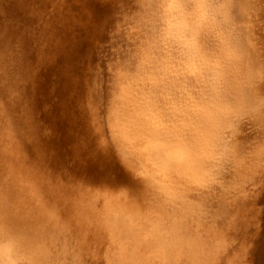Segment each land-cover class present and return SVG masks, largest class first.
I'll return each instance as SVG.
<instances>
[{"label":"rangeland","instance_id":"obj_1","mask_svg":"<svg viewBox=\"0 0 264 264\" xmlns=\"http://www.w3.org/2000/svg\"><path fill=\"white\" fill-rule=\"evenodd\" d=\"M49 1L50 0H0V63H2V60L4 61V58L5 60L11 58L13 61L12 65H14V62L16 64L18 58H15L13 54L15 55L17 53V55L19 56L20 52L24 51V53L26 52V55H28L29 57V49H34L37 44L41 45V54H45V61H50H48L49 63H47L49 72H46L47 69L43 68H46V65L44 64L43 67L37 64H32V67H34V71L36 72L35 84L43 83L41 85L43 87V90L37 89L36 92L34 91L33 93V95H36L32 99L40 103L38 104L37 109L33 111V118L40 123H38L37 135L35 137L33 136L34 138H30V140L33 139L31 141V144L34 146V149L36 151V159L39 158L38 162L36 163H39L40 166L38 165V167L36 168L33 167L37 166V164L35 165V162H33L35 160L33 158L34 156L32 155L29 158V151L27 150L28 154L25 153L24 148H22L24 146H20L21 144L26 143V139H24L25 142L23 141L19 143L20 145L17 144L16 146L15 144L16 149H14V153L18 150H22V153L24 155H28V157L22 154L20 155L21 152L19 151L15 153L17 155L13 153L15 157L18 156L17 158L21 160L18 163L16 161L12 163L13 161L11 160L12 162L10 164H8L7 162H3V165L5 167L2 165V158L0 157V166L2 165L0 167V261H2L4 258V256L2 255L4 253V250L11 244L13 246V255L18 261V264H75L77 262V259L80 258V254L82 252V255L84 254V256L82 257L83 260L80 258L77 264H109L110 257H113V252L115 253L114 258L117 257L116 264H158L162 257H167L173 254V250L169 249L171 248L173 243H178L180 240H182L181 238H166L169 235L168 229H166L168 226H187L191 228L190 219H192L199 224V227L197 229H205V225L209 220H214L215 222L214 218L220 217L217 208L211 206L214 198L218 199L220 197H223V194L231 190H239L243 182L244 184L242 186L246 184V189H244L245 186L242 187V190L244 189V191L254 189L253 186L257 190L260 184L261 187L264 186L262 185L264 184V180H259L260 176L263 177L262 175H264V162L250 164L244 162L243 156H241L242 160H239L238 157L237 159L239 161L235 159L236 161L232 160V163L235 162V165L237 167L242 168L241 170H239V172L234 171L232 167V165L234 164L230 163L231 161L229 162L230 164L227 163L228 165L226 163L224 164V159L226 161L227 155L229 157V153L227 152V150L230 151V144H233V140H237L239 144L244 145L243 143L246 141L244 138L245 132H252L253 130L256 131V129L257 131H259L258 127H255L260 124V120L258 118L259 115H257L256 112H258L259 114L260 111L263 110L260 107V104L261 101L264 100V87L262 86V89H260L261 85L256 83V81L261 80L264 82V63L260 62L259 57L261 55L256 50L259 49L260 51L264 52V4L257 6L255 3H253L254 0H251L254 6L251 4L250 0V4L247 3V0V2L245 0H206L207 4L206 2L205 4L207 6L203 8V11H201L200 8V10L196 9V13L198 14L197 15L192 14L195 13L192 7H197V5L196 7L193 6L195 5L194 3L203 5L204 0L202 4H200L199 2L202 0H176L175 2H172L171 0H145V2L147 1L146 5L143 4L141 0L135 2L136 5L138 4V8L142 9L143 12H141V10L139 11L138 9L137 11H135L137 6L135 5V3L131 2V0H123L124 3L122 2V0H120V3L122 4V10L119 9L116 4H114L112 8L113 10H111V21H109L108 19L105 20V17H102L96 13L88 14L87 16H85L84 20L86 22H92L95 19L97 20V18H99L101 22H104L102 23L104 24L103 26L105 28H102L103 30L99 29L101 37L104 38L105 30H108L109 32L107 31L108 34L106 33V40H108L109 38V41L111 40L110 42L114 43V46H112L111 48L107 47L105 44H108V42L105 41V38L104 46H102L103 44H101L100 41H94L90 39L88 40L84 37L83 32L79 31L73 35L74 39L78 43H82L83 46L91 45L89 43H93L92 41H94L93 45L94 47L96 46V48L93 49V51L95 50L94 52L96 53L94 54H96V57L100 58L101 50L98 51V48H104L103 51H105L106 53L109 52V54L111 53L110 55L114 57L112 60L110 59L107 61L110 65V69H123L122 71H128H126L128 75L123 78V83L120 79L118 80L120 86H116L113 95L116 108L119 109L121 115L126 120V125H119L118 123H114L112 121L113 119L110 118V114L109 112H107L109 108V106L107 105L108 103H105V101L101 100L98 101L97 99V101L94 100L93 103V99L96 98L95 95H92L91 91L94 85V88H101L107 94L110 92V88L107 87L109 86L107 81L101 79L97 81L96 76L95 78H93L96 72H94V68L97 67L98 69L100 67L97 63H93L94 65L91 63L89 64L90 69L88 68V70H92V68L94 70L92 72H88V76L85 77L87 81L82 78V81L87 83H85V85H87L86 89H89L91 93L88 90V93L85 94L86 104L82 105V110L86 114V119L80 122V125L83 124L87 132L85 133L84 138L80 139V136L78 135V133H76V131L70 136L67 133L68 127L72 131L71 127L69 126H72L71 123H73L70 120L71 113L68 112L66 107H64V104L62 105L63 102H66L63 101L64 90H60L59 92L60 88H56L55 86L60 82L59 80L61 77L58 74L59 70L56 68L57 62H51L52 59L50 58V55L57 52L62 42L61 35L63 25L62 21H60L58 16L56 17V15L53 17V19H51L50 17L48 19L46 18L45 12L47 11ZM186 2L188 3L186 4ZM161 3H166L168 6L159 7ZM217 3L219 5V9H217ZM231 3L236 4L237 7L233 8L231 6ZM125 4L128 6V11L123 10V7H126ZM176 4H180L183 6L174 7L173 5ZM188 4L192 5V7ZM141 5L143 6L141 7ZM114 6H116V10H114ZM171 8H173L174 14H177V11H180L182 17L184 18L181 19L180 13H178L177 15L180 16V19H178V16H176L173 18V20H165L164 16L170 11ZM117 9L119 10V12ZM205 9L207 13L205 11V15H203L204 13L202 14V12H204ZM221 9L224 10L222 11ZM130 10L134 11L131 12ZM123 11H126L127 13ZM113 12L115 13L113 14ZM120 12L121 14H118ZM123 13L126 16L125 18ZM133 13L135 14L134 16ZM201 15L203 16L202 18H200ZM241 15L242 19L246 18L245 15L248 16V18H246L247 20L244 21L243 19L242 21V19L240 18ZM122 16L125 21L131 18L135 23L134 25L132 23V26H134L137 30L142 29L143 32H146L148 38L146 39L145 43L147 45L153 46L158 44V46H163L162 48L165 49L154 51L152 50L149 55L152 56L153 60L151 59L152 61L149 64L150 66L148 65L147 67L146 65L147 68L144 67L143 70H141V68L133 69V67H127L125 62L117 61L118 58H124L125 56L127 58H130V56L132 58L133 56L135 60L138 57L136 54H133L134 52L132 53L127 50L130 53L129 54L126 50L120 49V47L117 46L129 43L131 44L133 40L135 41V43L138 41V39H136L137 37L134 38L136 35L133 32L137 31L134 27L128 25V28V26L126 25L127 27H125L127 28V30H125L124 25L120 24L121 21H115L116 19L121 20ZM195 18H199V21ZM253 19L255 21H253ZM96 20L93 21V23L100 24V21ZM112 20L114 23L112 22ZM200 21L206 22L203 24L201 23L202 25H198L197 22L200 23ZM189 22L191 23L188 24ZM46 23H48V27L45 26ZM117 23H119L120 25L116 26ZM165 23H170V26L172 23L174 24V26L170 27V29L168 30V33H170L172 36V39L170 41L171 43L159 40L161 26ZM183 23H186V25H184ZM114 24L115 27H118L120 31L123 32L122 35L126 33L127 36L124 35V38L127 37V39L123 40L120 31L118 32V28L117 30L115 29L118 37L116 33L110 31L111 29L113 30L112 26H114ZM110 25H112V28H109ZM41 26L43 27L40 29ZM181 26L183 29L180 28ZM192 27L193 30L190 31V28L192 29ZM184 31L187 32L184 34ZM109 33L110 35H114L111 37ZM199 33L203 35V39L201 35H198ZM194 34H197L198 36H195ZM128 36L131 41L128 40ZM239 38H241V40L246 44L245 54L244 49L241 47V45H239ZM113 39L115 42L113 41ZM224 39H226V41L228 40V42L229 39H232V43L230 42L231 45L228 44V42L224 41ZM194 40L197 42H195ZM15 42L17 44H15ZM95 42L98 45H95ZM25 43H29L30 45L27 44V46ZM22 44H24V46ZM235 44L237 45V49ZM189 46L191 47L190 49L188 48L189 53L185 54V51L187 53V47ZM185 47L186 50L184 49ZM178 49H184V52L180 54L182 51ZM210 52L211 54H209ZM222 54H224L228 58H226L224 55L221 56ZM237 54L239 56H237ZM188 55L190 57H188ZM237 58L239 60L242 59V61L247 60L249 62L248 65L251 68H249V70L247 69V72L245 73L246 79L249 81V85H247V88L250 92H253L256 95H259V97H262L259 100L250 101H248L246 97H243V103L247 101V106H233L234 111L229 116V119L232 116L231 123L234 125V127L229 128L226 124V133H222L223 138L220 141L221 143L225 142L228 145L221 148L220 143H216L215 147H213L212 133L214 131V113L216 112L217 107L221 106L225 102L222 101V98L226 100L230 95L234 96L233 93H235V91L233 87H235L236 85L234 86L233 83L236 84V82H233L232 79L237 75H243L240 67H237L235 65ZM232 59H235V61L233 60V63L231 62ZM63 61H65V59ZM111 61L114 62L111 63ZM212 61H214L213 63L215 64L211 65ZM196 62L197 64H199V66L197 64V66L194 65V63ZM27 64L29 65L30 62L25 63V65ZM95 64L96 67H94ZM231 64L235 65L237 68H234V66H232ZM12 65L8 64L6 68H13L12 70L15 76H19L23 73V70L21 71L23 67L18 71V67H13ZM203 65L207 67H204ZM210 65L213 68H210ZM220 65L223 66L224 69L222 67L221 71L220 69L215 70L220 68ZM206 68H209V70H207ZM216 72L217 74H215ZM230 73H232L233 75ZM90 77L92 81H90L91 79L89 80ZM184 78L187 79V82L189 83H184L186 82ZM196 78L198 81H196ZM191 81H193L194 83ZM3 82L4 81H2V83ZM88 82H92L93 84H88ZM214 82L216 85L214 84ZM195 85L197 86L195 87ZM192 86L194 87L191 88ZM188 88L192 90H188ZM178 89H180L181 93L180 91H178ZM232 91L234 92L232 93ZM207 92H210L211 95L213 93L215 96L213 95L212 98ZM178 94H181L182 97H180L181 95ZM185 96L187 99H184ZM201 96L203 97V109L200 112V115L204 122L207 143L199 146L198 150L194 152V156H192V158H194L192 159V164H190V159L187 157L188 155L184 153L185 150L181 151L179 156H175V154L171 151L175 146L180 145V142L182 144V148L188 147L189 145L185 144L184 141L178 139L169 140L168 138H165L169 140H166V146L167 144L168 146L161 147V145L157 143V139L153 140L143 137L150 133L154 135V131L152 130L153 122L161 121L164 117H168L169 113V118H171L172 120L174 119L173 122L179 120L178 117L180 119H183L182 112L190 103V97L200 98ZM162 97H164L165 101ZM214 97H217L218 101L217 98L215 99ZM214 100H216V102ZM219 100H221L223 103H221ZM87 101L90 103H88ZM26 102L27 101H25L24 104L25 107H27ZM163 102L165 103L163 104ZM0 104L2 105V103ZM94 104L96 105L95 107ZM168 104H170L171 106H168ZM245 107L248 108L247 114H245ZM168 109H170L171 111ZM172 109H174L175 111ZM89 111L91 112V114L89 113ZM173 114H176L175 118L177 119L173 118ZM0 118V120L2 121V115ZM251 118L252 120H254L252 121ZM247 120L249 122V128L248 126H246L248 130L245 129L244 132L243 129L245 127L243 128V126L247 124ZM24 122L26 123V121ZM164 123H168V121L165 120ZM43 124L50 125L51 129H49L48 127H41ZM65 124L68 127H65ZM1 126L2 125H0V127ZM239 126H242L240 128L243 129L240 130ZM236 127L238 129L237 131ZM241 131H243L244 134H242L243 132ZM236 133L239 134L238 138H236ZM1 134L2 127L0 128V149L2 148ZM44 134H47V136H45ZM11 137L12 134L10 136V139L13 138V141H16L18 135L13 136L12 138ZM67 138L71 140V147L66 143L69 141ZM240 140L243 142H241ZM170 141L172 143L173 141H177L178 143L174 142L173 145L172 143L170 145ZM63 142L69 145V148L67 146H64L67 149L61 147L60 143ZM44 146L45 148L46 146L51 147V153L48 150H43ZM74 146L76 147L75 150L79 149V147L83 149L84 156L83 159H80L81 161H79V159L76 158L73 154L69 153L72 152L69 151V149L73 148ZM62 149L65 151H63ZM2 150L3 149L0 150V154L2 153ZM3 151H6L9 157H13L12 153L7 148ZM252 153H254L253 150H250L247 152V155H251ZM65 154L66 156L64 157ZM55 155L59 156L60 158L62 157L61 159L66 161V165L60 166L59 164L51 163V157H55ZM74 157L77 161L74 159ZM99 157L107 158V166L105 165L104 167L99 163ZM31 158L34 160L32 161ZM188 159L189 161H187ZM84 160L85 162L83 163L82 161ZM24 161H26V163ZM30 161L32 164L27 163ZM2 167H4L3 170ZM85 167L90 168L86 169ZM218 167L222 168V170L220 169L221 172L216 174L215 170ZM7 168H9L8 171ZM97 169L100 172L106 173L109 178L106 182L102 181L100 183L95 180V175H98ZM251 170H253V172ZM5 171L6 173H8V176L5 174ZM84 172L87 174H85ZM88 172H93L92 174L94 176L92 177V175ZM161 173L165 174L161 175ZM251 173L253 174L252 176L250 175ZM83 174L85 176H83ZM80 175L82 177H79ZM87 175L89 176V178ZM229 176H231V178ZM84 177H86V181H89L91 177L93 178L91 180L95 181L94 183H91L92 185H89L87 184L88 181L85 183ZM2 178L7 179H4L3 181ZM80 178L83 179L81 180ZM212 178L214 179V181L216 180L218 182H213L212 186L210 187L209 182H211L210 179ZM249 180H251V182ZM257 180H259L261 183L259 184V181ZM252 181H256L258 185L255 184V182L252 183ZM40 183L42 184L40 185ZM247 183H249L250 186H253L250 187ZM105 186H114L115 188H120L121 190H119V192L112 197L110 194H108L106 188H102ZM43 187H46V190H44ZM261 187H259L258 190ZM101 189L102 193L98 191ZM255 189L251 193H247L244 196L248 195L246 197L248 200L249 197L251 199L253 198V196L254 198H256L258 193H256ZM48 190L50 193L47 192ZM41 191L45 193L47 192V195L45 193H42ZM202 192H206V194H208V197L207 199H204L199 203L198 194H201ZM252 193L257 195H252ZM42 194L44 195L42 196ZM49 194L51 195V197ZM249 194H251L252 197L249 196ZM44 196H46V198ZM244 196L240 198L241 201H244ZM47 199L48 201H46ZM251 199L249 201L247 200L246 202H252ZM233 200L235 199H232L231 202ZM236 200L235 202H237V205H234L236 207L239 205V207H241L239 208V211H241V209L243 210V214H246L245 218L248 219L247 221H252V224L248 222L247 225V227L249 226V228H251H248L250 233H248V237L250 238V240L247 242L246 247L251 248L250 250L253 251H251L252 255H250V257H248L247 255L246 259H249V262H251V264H264V202L261 203L260 205L262 206H258L257 209H255L254 206L250 209L247 205L248 207L246 209L244 208V210L243 206L248 203L245 202L246 204L244 203V205L242 203V206L239 202L240 200ZM4 202L6 204H4ZM235 202L233 201L230 206L233 207V203ZM195 204H201V206L204 207L201 210H198L195 208ZM258 208L260 209V211L262 210L260 214L257 212L259 210ZM111 213L113 214V218ZM248 214L249 216H247ZM242 235H244L242 231L238 232V238H240ZM251 238L259 239L256 242ZM166 243L167 245L169 244V246H167ZM76 245L80 249L83 248L82 252ZM109 245L112 255H109ZM72 246H76V248H74L75 252ZM65 248H68V251L70 249L68 253L72 257L76 258L74 261H72L71 256L69 257V254L67 253ZM71 249L73 251H71ZM77 249L79 251V254L78 251H76ZM107 250L109 252H107ZM129 250H131L132 253H136V255L133 253L132 256H130L131 253ZM74 253H77V255H75ZM116 253H118L119 256H115ZM102 255H107L108 257H102ZM104 258L106 261L104 260ZM107 258L109 259V261H107ZM117 259H119V261ZM103 260L105 262H103ZM80 261L82 263H79ZM172 264L188 263L182 262Z\"/></svg>","mask_w":264,"mask_h":264},{"label":"bare ground","instance_id":"obj_2","mask_svg":"<svg viewBox=\"0 0 264 264\" xmlns=\"http://www.w3.org/2000/svg\"><path fill=\"white\" fill-rule=\"evenodd\" d=\"M127 1V0H126ZM130 1V0H129ZM138 1H140V0H131V2H133V3H135V2H138ZM172 2H175L176 0H171ZM177 1H180V0H177ZM182 1V0H181ZM199 1V0H198ZM213 1V0H212ZM246 1V0H245ZM248 1V2H247ZM246 2L247 3H249V0H247ZM122 2L124 3V1L122 0ZM141 2L143 3V4H145L146 5V2H145V0L144 1H142L141 0ZM145 2V3H144ZM184 2V1H183ZM200 2V4H202V2H203V0L202 1H199ZM205 2H206V0H204V4L203 5H206L207 4V2H206V4H205ZM243 2V1H242ZM250 2H251V4H252V1L250 0ZM118 3V4H117ZM185 3V2H184ZM188 2H186V4H187ZM246 3V4H247ZM253 3H255L257 6H259V5H262V4H264V0H254V2ZM114 4H116L118 7H119V9H121L122 10V4L120 3V0H50L49 1V3H48V8H47V11L45 12L46 13V18L48 19L49 17L51 18V19H53V17L56 15V17L58 16V18H59V20L60 21H62V25H63V28H62V35H61V37H62V42H61V44H60V46H59V48H58V50H57V52L54 54H52V55H50V58L52 59V61L51 62H53V61H56L57 62V69L59 70L58 71V74L60 75V82L59 83H57L55 86H56V88H60L59 89V92H60V90L62 91V90H64V100L63 101H66V102H63L62 103V105L64 104V107H66L67 108V110H68V112H70L71 113V119H70V117H69V119L73 122V123H71L72 124V126L71 125H69L70 127H71V129H72V131L69 129V127L65 124V127L67 126L68 127V131H67V133H68V135L70 136V135H72V134H74L75 133V131H76V133H78V135L80 136V139H82V138H84V135H85V133L87 132V130L85 129V127L83 126V124L82 125H80V122H82L83 120H85L86 119V114H85V112H83V110H82V105H84V104H86L85 103V94L86 93H88V90L86 89L87 88V85H85V83L86 82H84V81H82L83 79L82 78H84L85 79V77H87L88 76V72L89 71H93L94 69V72L97 70V67H96V64H95V66L94 67H96V68H92V70H88V68L90 69V66H89V64H93V63H97V64H99L98 66L100 67V63H101V58H99V57H96L95 55L96 54H94V53H96V52H94L93 51V49H95L96 48V46L94 47V45H93V43H94V41H100L101 42V44H103L102 46H104V38H105V41H107L108 42V44H105L107 47H112V46H114V43H112V42H110L109 41V38H108V40H106L107 38H106V33H107V31L105 30V37L104 38H102L101 37V33H100V30L103 28H105L103 25V23L100 21V19L99 18H97V20L98 21H100V24H95V23H93V21H95V20H93L92 22H86L85 20H84V17L85 16H87L88 14H98V15H100V16H102V17H105L104 19L106 20V19H108L109 21H111L110 19V17H111V10H113L112 8H113V5ZM195 5H193V2H192V5L193 6H195L196 7V5H197V7L196 8H193L192 7V5H190V4H188V5H190L191 7H192V9H193V11L195 12V13H192V14H197L196 13V9H198V10H200L201 9V11H203V8L204 7H206V6H201V5H198L199 3H194ZM215 4V3H214ZM250 4V3H249ZM126 5V4H125ZM125 5H123V6H125ZM135 5H136V3H135ZM138 5V4H137ZM136 5V6H137ZM144 5V6H145ZM149 5V4H148ZM211 5H212V3H211ZM216 5V4H215ZM214 5V6H215ZM217 5H218V3H217ZM253 5V4H252ZM143 5H141V7H142ZM189 6V7H190ZM254 6V5H253ZM257 6H255V7H257ZM116 6H114V10H116V8H115ZM117 7V8H118ZM128 6L126 5V7H123V10H126V11H128L129 9L127 8ZM216 7V6H215ZM136 8V7H135ZM147 8V7H146ZM200 8V9H199ZM234 8H236V7H234ZM137 9L140 11L141 10V12H143L142 11V9H139L138 8V6H137V8L135 9V11H137ZM195 9V10H194ZM217 9H219V5H218V7H217ZM118 10V9H117ZM222 10V9H221ZM224 10V9H223ZM222 10V11H223ZM126 11H123V12H125V13H127ZM131 11V10H130ZM129 11V12H130ZM134 10H132L131 12H133ZM146 11V10H145ZM201 11H200V13H201ZM205 11H206V9L204 10V12H202V14L203 15H205ZM117 12V11H116ZM118 12H119V10H118ZM128 12V13H129ZM130 12V13H131ZM175 12H176V10H175ZM178 13H180V11H177ZM234 12V11H233ZM58 13V14H57ZM115 12H113V14H114ZM148 13V12H147ZM177 13V14H178ZM198 13H199V11H198ZM206 13H207V11H206ZM221 13H223V12H221ZM118 14H121V12L120 13H118ZM117 14V15H118ZM124 14V13H123ZM132 14V13H131ZM177 14H174V11H173V8H171L170 9V11L168 12V13H166L165 14V16H164V18H165V20H169V19H172L173 20V18L174 17H176V16H178ZM191 14V15H192ZM135 14L133 13V16H134ZM137 15V14H136ZM143 15V14H142ZM148 15V14H147ZM198 15V14H197ZM196 15V16H197ZM234 15H235V13H234ZM94 16V15H93ZM121 16V15H120ZM149 16V15H148ZM180 16H181V19L182 18H184V17H182V15H181V13H180ZM180 16H178L177 18L178 19H180ZM200 16V15H199ZM244 16V15H243ZM115 17V16H114ZM126 16H125V14H124V18H125ZM186 17V16H185ZM194 17V16H193ZM198 17V16H197ZM203 16L201 15V17L200 18H202ZM231 17V16H230ZM242 17V15L240 16V18ZM245 17L246 18H248V16H246L245 15ZM95 18V17H94ZM116 18V17H115ZM191 18V17H190ZM238 18V17H237ZM246 18H243L244 19V21H246L247 19ZM256 18V17H255ZM254 18V19H255ZM102 19V18H101ZM127 19V18H126ZM176 19V18H175ZM174 19V20H175ZM192 19V18H191ZM195 19H198V21H199V18H195ZM242 19V18H241ZM241 19H238V20H241ZM243 19H242V21H243ZM251 19H252V16H251ZM253 19V21H255ZM96 20V21H97ZM132 20V19H131ZM142 20V19H141ZM184 20V19H183ZM193 20V19H192ZM108 21V22H109ZM115 21H121V20H115ZM186 21V20H185ZM194 21H197V20H194ZM201 21H202V19H201ZM200 21V23H198L197 22V24L198 25H202L203 23H205V22H201ZM112 22H113V20H112ZM170 22H172V21H170ZM174 22V21H173ZM192 22V21H191ZM191 22H189L188 24H190ZM249 22V21H248ZM102 23V24H101ZM107 23V22H106ZM114 23V22H113ZM175 23V22H174ZM177 23V22H176ZM195 23V22H194ZM202 23V24H201ZM232 23V22H231ZM236 23V22H235ZM234 23V24H235ZM241 23V22H240ZM48 23H46L45 24V26L46 27H48V25H47ZM110 24H111V22H110ZM120 24H122V23H120ZM119 23H117L116 24V26L117 25H120ZM135 23L133 22V25H134ZM184 25H186V23H183ZM182 24V25H183ZM196 24V25H197ZM122 25H124V27L126 26V24H122ZM177 25V24H176ZM112 25H110L109 26V28H112V27H114V26H112ZM128 26V25H127ZM126 26V27H127ZM146 26V25H145ZM152 26V25H151ZM174 26V24L172 23L171 24V26H170V23H165V24H163L162 26H161V32H160V35H159V40H163L164 42L166 41L167 43L168 42H170L171 41V39H172V36H171V34L170 33H168V30L170 29V27H173ZM178 26H180V25H178ZM189 26V25H188ZM43 26H41L40 27V29L42 28ZM107 27V26H106ZM125 27V30H127V28ZM131 27H134V26H132V24H131ZM139 27V26H138ZM187 27V26H186ZM185 27V28H186ZM219 27V26H218ZM117 28L118 27H115V29L117 30ZM121 28V27H120ZM128 28H129V26H128ZM135 28V27H134ZM180 28H182V26L180 27ZM100 29V30H99ZM102 29V30H103ZM119 29V28H118ZM132 29V28H131ZM183 29V28H182ZM46 30H48V29H46ZM110 30V29H109ZM116 30H115V33H116V35H117V32H116ZM121 30H122V28H121ZM124 30V31H125ZM135 30H137L136 28H135ZM171 30H175V29H171ZM178 30V29H177ZM181 30V29H180ZM188 30V29H187ZM191 30H193V27H192V29L190 28V31ZM195 30V29H194ZM216 30V29H215ZM51 31V30H50ZM83 32V34H84V37L85 38H87L88 40L90 39V40H94V41H92L93 43H89V44H91V45H84L83 46V44L81 45L80 43H78L75 39H74V37H73V35L76 33V32ZM110 31H112L113 32V30L111 29ZM120 31V29L118 30V32ZM123 31V30H122ZM129 31H130V29H129ZM183 31V30H182ZM228 31V30H227ZM109 32V31H108ZM126 32V31H125ZM177 32V31H176ZM181 32V31H180ZM187 31H184V34L186 33ZM250 32V31H249ZM54 33V32H53ZM114 33V32H113ZM122 33L123 32H121L120 31V34L122 35ZM133 33H135V37L134 38H136V39H138V41L135 43V41L133 40L132 41V43L130 44H124V45H117V46H119L120 47V49H123V50H129V52H134L133 54H136L138 57L136 58V60L133 58V56H132V58H131V56H130V58L128 57H122V58H118L117 59V61L119 62V61H123V62H125L126 63V65H127V67H133V69H136V68H141V70H143V68L144 67H146V65H147V67H148V65L150 64V62L153 60L152 59V56H150L149 55V53L153 50H165V49H163L162 47L163 46H158V44H156V45H153V46H149V45H147L146 43H145V41H146V39L148 38V35L146 34V32H143L142 31V29L140 30V29H138L136 32H133ZM193 33H195V32H193ZM108 34V33H107ZM119 34V33H118ZM129 34V33H128ZM170 34V35H169ZM181 34V33H180ZM183 34V33H182ZM188 34V33H187ZM53 35V34H52ZM109 35H110V33H109ZM114 35V34H113ZM113 35H110L111 37L113 36ZM124 35H126V33H124ZM124 35H122V37H123V40L124 39H127V35L125 36L126 38H124ZM155 35H157V34H155ZM193 35V34H192ZM195 36H198V35H201L202 36V39H203V35L202 34H194ZM83 36V35H82ZM108 36V35H107ZM187 36V35H186ZM117 37H118V35H117ZM180 37V36H179ZM183 37V36H182ZM200 37V36H199ZM226 37V36H225ZM28 38V37H27ZM193 38V37H192ZM198 38V37H197ZM231 38V37H230ZM29 39V38H28ZM32 39V38H31ZM115 39V38H114ZM114 39H113V41H114ZM180 39H182V38H180ZM188 39V38H187ZM34 40V39H33ZM118 40V39H117ZM128 40H130L129 39V36H128ZM15 41V40H14ZM28 41V40H27ZM131 41V40H130ZM173 41V40H172ZM182 41V40H181ZM192 41V40H191ZM195 41V40H194ZM201 41V40H200ZM224 41H226V39H224ZM232 41V39L230 40L229 39V42H228V40L226 41V42H228V44H230L231 45V42ZM33 42V41H32ZM106 42V43H107ZM115 42V41H114ZM120 42V41H119ZM123 42V41H122ZM160 42V41H159ZM178 42H180V41H178ZM186 42H188V41H186ZM195 42H197V41H195ZM231 42V43H230ZM234 42V41H233ZM262 42V41H261ZM19 43H21V42H19ZM96 43V42H95ZM99 43V42H98ZM163 43V42H162ZM171 43V42H170ZM225 43V42H224ZM15 44H17L16 42H15ZM26 44V43H25ZM27 44H29V43H27ZM26 44V45H27ZM101 44H99V45H101ZM121 44H123V43H121ZM190 44V43H189ZM222 44H223V41H222ZM23 46H24V44H22ZM21 45V46H22ZM30 45V44H29ZM95 45H98L97 43L95 44ZM194 45V44H193ZM226 45V44H225ZM234 45V44H233ZM236 45V44H235ZM239 45H241V47L244 49V54H245V43L241 40V38H239ZM28 46V45H27ZM171 46V45H170ZM185 46H187V45H185ZM31 47V46H30ZM35 47V46H34ZM33 47V48H34ZM99 47V46H98ZM97 47V48H98ZM118 47V48H119ZM172 47V46H171ZM184 47V46H183ZM193 47V46H192ZM195 47V46H194ZM24 48V47H23ZM27 48V47H26ZM110 48H108V49H110ZM178 48H180V47H178ZM188 48L190 49L191 47L189 46V47H187V53H186V51H185V54H188L189 52H188ZM176 49H177V47H176ZM185 50H186V47L184 48ZM184 49L182 50V49H178V50H181L182 52L180 53V54H182L183 52H184ZM236 49H237V45H236ZM239 49V48H238ZM26 50V49H25ZM30 51V55H29V57H28V55H26V52L24 53V51H22V52H20V54H19V56L17 55V53L14 55L13 54V56L16 58H18V60L16 61V64H15V62H14V65H12V59L11 58H9L8 60H5V58H4V61L2 60V63H0V103H2V105L0 104V117H1V115H2V121L0 122V123H2V124H0V125H2L1 127H2V148L1 149H8L11 153H12V155H13V153H14V149H16L15 147L17 146V144H19V143H21V142H23L24 141V139H26V143H24V144H19L20 146H24V147H22V148H24V152L25 153H27L28 151V155H29V158L33 155L34 157V159L35 160H37V161H35L34 159H32V161L33 162H35V165L37 164L36 162H38V159H36V155L37 154H35L36 153V151H35V149H34V146L31 144V141L33 140V139H31L30 140V138L32 137V138H34L36 135H37V127H38V123H40V122H38V121H36V120H34V118H33V111L34 110H36L37 109V107H38V104H40L39 102H37L36 100H34V99H32L36 94H34L33 95V93H34V91L36 92V90L37 89H40V90H43V87L41 86L42 84H35V82H36V79H35V77H36V72L34 71V67H32V64H37V65H39V66H41V67H43V64L44 65H46V68L45 67H43L44 69H47L46 70V72L48 71L49 72V69H48V65H47V63H49L50 61L49 60H47V61H45L46 60V56H45V54H41V45H38L37 44V46L34 48V49H29ZM99 50H101V52L104 50V48L102 49H99L98 48V51ZM107 50V49H106ZM117 50V49H116ZM167 50V49H166ZM241 50V49H240ZM108 51V50H107ZM110 51V50H109ZM213 51V50H212ZM261 56L259 57L260 58V62L261 63H264V52H262V51H260L259 49L258 50H256ZM103 52H105V51H103ZM121 52H123V51H121ZM128 52V51H127ZM128 52V53H129ZM180 52V51H179ZM214 52V51H213ZM216 52H217V50H216ZM215 52V53H216ZM219 52V51H218ZM106 53V52H105ZM191 53V52H190ZM223 53V52H222ZM237 53V52H236ZM99 54V53H98ZM111 54V53H110ZM109 54V52L108 53H106V55L103 57V61H104V65H105V67H106V69L108 70V73H109V75H106L105 77H101L100 79L101 80H105V81H107L108 82V85L109 86H107V87H109L110 88V92L107 94V93H105V91L103 90V89H99V88H97V89H99V91H97V89L96 88H94V86H93V89L91 90L92 91V95L94 96L95 95V99H93V103H94V100L95 101H105V103H108L107 105L109 106V108H108V111L107 112H109V114H110V118L111 119H113L112 121L114 122V123H118L119 125H123V126H125L126 125V123H125V119H124V117L121 115V113H120V111H119V109L118 108H116V104H115V99H114V91H115V88H116V86H118L119 85V83H118V80L120 79L121 81H122V83L124 82V77L125 76H127L128 75V71L127 70H124V71H122V70H114V69H110V65L108 64V60H112L114 57L112 56V55H110ZM130 54V53H129ZM209 54H211V52L209 53ZM213 54V53H212ZM221 54V53H220ZM226 54V53H225ZM122 55H124V54H122ZM127 55V54H126ZM190 55V54H189ZM188 55V57H190ZM214 55V54H213ZM224 54H222L221 56H223ZM241 55V54H240ZM52 56H53V58H52ZM141 56V57H140ZM225 56V55H224ZM237 56H239L238 54H237ZM64 57V58H63ZM226 57V56H225ZM235 57H236V55H235ZM241 57V56H240ZM54 58H55V60H54ZM63 58V59H62ZM226 58H228V57H226ZM239 58V57H238ZM236 59V62H235V65L237 66V67H240V69H241V71H242V73H243V75H237V76H235L232 80H233V82L235 81L236 82V84H234L233 83V85L235 86V87H233L234 88V91H235V93H233L234 91H232V93L234 94V96H229V95H227V96H229V98L230 97H233V98H228L227 96V98L229 99V100H231L232 101V104H233V106H235V107H237V106H240V105H242V103H243V97H246V99L248 100V101H250V100H259L261 97H259V95H256V94H254L253 92H250L249 91V89L247 88V85H249V81L246 79V76H245V73L247 72L246 70L248 69L249 70V68H251L249 65H248V61L246 60V61H242V59L241 60H239V59ZM50 59V60H51ZM65 59V61H63ZM152 59V60H151ZM186 59V58H185ZM184 59V60H185ZM184 60H182V61H184ZM188 60V59H187ZM186 60V61H187ZM233 60L235 61V59H232V63H233ZM49 61V62H48ZM242 61V62H241ZM28 63V62H30V64L28 65H25V63ZM114 62V61H113ZM112 61H111V63H113ZM214 61H212V64L211 65H213V64H215V63H213ZM22 63H24V64H22ZM115 63H116V59H115ZM122 63V62H121ZM185 63V62H184ZM8 64H10V65H12L13 67H15V66H17L18 68H17V70L19 71L20 70V68H22L21 69V71L23 70V73L21 74V75H19V76H15L14 75V72H13V68L11 69V68H6L7 67V65ZM197 64V62L196 63H194V65H196ZM94 65V64H93ZM198 66H199V64H197ZM196 65V66H197ZM205 65V64H204ZM203 65V66H204ZM210 65V68H213L212 66ZM217 65H219V64H217ZM232 66H234V68L236 67L235 65H233V64H231ZM122 66V65H121ZM150 66V65H149ZM215 66V65H214ZM221 66V65H220ZM112 67V66H111ZM126 67V66H125ZM146 67V68H147ZM204 67H207V66H204ZM216 67V66H215ZM223 66H221L220 68H218V69H215V70H219L220 69V71H221V68H222ZM236 67V68H237ZM115 68V67H114ZM217 68V67H216ZM99 69V68H98ZM138 69V70H139ZM207 70H209V68H206ZM223 69H224V67H223ZM227 69H228V67H227ZM10 71V72H9ZM127 71V72H126ZM210 71H211V69H210ZM212 71H213V69H212ZM94 72H93V74H94ZM235 72H236V69H235ZM210 73H212V72H210ZM227 73H228V70H227ZM227 73H224V74H227ZM92 74V73H91ZM215 74H217V72L215 73ZM230 74H232V73H230ZM237 74V73H236ZM184 75V74H183ZM233 75V74H232ZM228 76H230V75H228ZM182 77V76H181ZM211 77V76H210ZM93 78H95V75H94V77ZM183 78V77H182ZM185 78H186V76H185ZM184 78V79H185ZM231 78V77H230ZM1 79H2V81H4L3 83H2V81H1ZM88 79V78H87ZM91 79V77L89 78V80ZM188 79H189V77H188ZM211 79V78H210ZM235 79V80H234ZM186 80V82H184V83H189V82H187L188 80L187 79H185ZM191 80V79H190ZM189 80V81H190ZM199 80H201V79H199ZM250 80V79H249ZM85 81H87L86 79H85ZM90 81H92V79L90 80ZM93 81H94V79H93ZM196 81H198L197 80V78H196ZM211 81V80H210ZM215 81V80H214ZM254 81V80H253ZM84 82V83H83ZM97 82V81H96ZM191 82H193V81H191ZM216 82V81H215ZM215 82H214V84H215ZM255 82V81H254ZM95 83V82H94ZM99 83V82H98ZM100 83H102V82H100ZM194 83V82H193ZM219 83H222V82H219ZM256 83H258V84H260L261 85V88L260 89H262V86L264 87V82L263 81H256ZM87 84V83H86ZM88 84H93L92 82L90 83V82H88ZM96 84V83H95ZM104 84V83H103ZM106 84V83H105ZM192 84V83H191ZM182 85V84H181ZM193 85V84H192ZM216 85V84H215ZM220 85V84H219ZM223 85V84H222ZM103 86V85H102ZM120 86V85H119ZM197 85H195V87H196ZM221 86V85H220ZM219 86V87H220ZM101 87V86H100ZM157 87H158V85H157ZM160 87V86H159ZM194 86H192L191 88H193ZM216 87V86H215ZM222 87V86H221ZM200 88V87H199ZM182 89V88H181ZM188 90H192V89H190V88H188ZM188 90H187V92H188ZM233 90V89H232ZM176 91H177V89H176ZM178 91H180V89H178ZM203 91H205V90H203ZM211 91V90H210ZM89 92H90V90H89ZM211 92H213V91H211ZM262 92V91H261ZM260 92V93H261ZM57 93H58V91H57ZM91 93V92H90ZM89 93V94H90ZM180 93H181V91H180ZM208 94H210V96L213 98V93H212V95H211V93L210 92H207ZM177 94V93H176ZM215 94H217V93H215ZM178 95H181V94H178ZM178 95H176V96H178ZM187 95V94H186ZM189 95H190V93H189ZM175 96V97H176ZM215 96V95H214ZM217 96V95H216ZM66 97V98H65ZM88 97V96H87ZM180 97H182V95L180 96ZM225 97V98H226ZM163 98V100H164V97H162ZM161 98V99H162ZM215 98V97H214ZM217 98V97H216ZM215 98V99H216ZM97 99V100H96ZM184 99H187L186 98V96H185V98ZM219 99H221V98H219ZM223 100L222 101H226V100H228V99H224V98H222ZM178 100H180V99H178ZM25 101H27L26 102V105H27V107H25L24 106V104H25ZM91 101V100H90ZM165 101V100H164ZM215 102H216V100H214ZM217 101H218V98H217ZM221 103H223L221 100H219ZM88 102V101H87ZM162 102V101H161ZM184 102H185V100H184ZM88 103H90V102H88ZM96 103V102H95ZM165 102H163V104H164ZM259 103V102H258ZM144 105V104H143ZM145 105H147V104H145ZM2 106V107H1ZM89 106V105H88ZM96 105L94 104V107H95ZM167 106V105H166ZM168 106H171L170 104H168ZM167 106V107H168ZM87 107V106H86ZM1 108H2V113H1ZM97 108V107H96ZM144 108V107H143ZM146 108V107H145ZM91 109V108H90ZM99 109H101V108H99ZM103 109V108H102ZM154 109V108H153ZM96 110V109H95ZM168 110H170V109H168ZM172 110H174V109H172ZM260 110H261V108H260ZM97 111V110H96ZM95 111V112H96ZM104 111V110H103ZM151 111H152V109H151ZM156 111V110H155ZM171 111V110H170ZM175 111V110H174ZM262 111V112H261ZM260 111V113L258 114V112H256L257 113V115H259V120H260V123H261V118L262 117H264V109L263 110H261ZM67 112V113H68ZM98 112V111H97ZM173 112V111H172ZM89 113L91 114V112L89 111ZM102 113V112H101ZM174 113V112H173ZM96 114V113H95ZM94 114V115H95ZM159 114V113H158ZM172 114V113H171ZM100 115V114H99ZM153 115H154V112H153ZM175 115L176 114H173V118H175ZM254 115V114H253ZM169 116H170V113H169ZM168 116V117H169ZM87 117H88V115H87ZM90 117V116H89ZM177 117V116H176ZM255 118V117H254ZM1 119V118H0ZM90 119V118H89ZM101 119V118H100ZM175 119H177V118H175ZM178 119H180L179 117H178ZM256 119V118H255ZM87 120H88V118H87ZM174 120V119H173ZM231 122H232V116L230 117V119H229ZM249 120V119H248ZM248 120H247V124H245L244 126H243V130H244V132H245V129H247V127L246 126H248V128H249V122H248ZM251 120H252V118H251ZM254 120V119H253ZM252 120V121H253ZM24 121H26V123L24 122ZM40 121V120H39ZM179 120H176L175 122H178ZM246 121V120H245ZM250 121V120H249ZM256 121H258V120H256ZM255 121V122H256ZM99 122V121H98ZM103 122V121H102ZM245 123V122H244ZM51 124V123H50ZM125 124V125H124ZM101 125V124H100ZM239 125H240V123H239ZM254 125V124H253ZM252 125V126H253ZM256 125V124H255ZM251 126V125H250ZM0 127V128H1ZM41 127H48L49 129H51L50 128V125H48V124H46V125H42ZM87 127V126H86ZM240 127H242V126H239V128ZM256 127V126H255ZM252 128H254V127H252ZM257 128V127H256ZM44 129V128H43ZM90 129V128H89ZM94 129V128H93ZM241 128H240V130H242ZM251 129V128H250ZM40 130V129H39ZM153 130V129H152ZM151 130V131H152ZM238 129H237V127H236V131H237ZM239 130V131H240ZM248 130V129H247ZM246 130V131H247ZM252 130V129H251ZM250 130V131H251ZM258 130H259V128H258ZM256 131H257V129H256ZM252 131V132H248L247 131V133L245 132V136H244V138H245V142L243 143L244 145H241V144H239L238 143V141L237 140H233V144H230V151L229 150H227V152L229 153V157H228V155H227V157H226V154H225V157H226V161H225V159H224V164L226 163H229L230 161V163H232V160H234V161H236L235 159H237L238 157H239V160L242 158L241 156H243V158H244V162L245 163H261V162H264V156H262V153L264 152V144H261V142H260V140H259V136H258V132L259 131ZM93 132V131H92ZM241 132H243V131H241ZM244 132L242 133V134H244ZM256 132V133H255ZM47 133V132H46ZM59 133V132H58ZM70 133V134H69ZM106 133V132H105ZM154 133V132H153ZM226 133V132H225ZM240 133V132H239ZM255 133V134H254ZM11 134H12V137L13 136H16V135H18V138H17V140H19V141H13V138L12 139H10V136H11ZM94 134V133H93ZM97 134V133H96ZM241 134V133H240ZM45 136H47V134H44ZM87 135V134H86ZM136 135V134H135ZM236 135H237V137L236 138H238L239 137V134H237L236 133ZM34 136V137H33ZM91 136V135H90ZM231 136V135H230ZM66 137V136H65ZM102 137V136H101ZM143 137H145V138H148V139H153V140H156L157 139V137L155 136V134L153 135V134H147V135H145V136H143ZM224 137H225V135H224ZM52 138V137H51ZM69 138V137H68ZM67 138V139H68ZM0 139H1V137H0ZM50 139V138H49ZM48 139V140H49ZM100 139V138H99ZM169 139V138H168ZM168 139H166V140H168ZM22 140V141H21ZM65 140V139H64ZM69 141L68 142H66L67 144H69L70 145V147H71V140L70 139H68ZM73 140H75V139H73ZM170 140V139H169ZM168 140V141H169ZM172 140V139H171ZM176 140V139H175ZM229 140V139H228ZM51 141V140H50ZM66 141V140H65ZM91 141V140H90ZM178 141V140H177ZM176 141V142H177ZM231 141V140H230ZM241 141V140H240ZM25 142V141H24ZM41 142V141H40ZM175 141H173V143H174ZM175 142V143H176ZM241 142H243V141H241ZM240 142V143H241ZM0 143H1V141H0ZM56 143H58V142H56ZM65 142H63V143H60L61 145V147H63V148H65V149H67L66 147H64V146H69V145H67ZM95 143V142H94ZM170 143V145H171V141L169 142ZM173 143H172V145H173ZM178 143V142H177ZM218 143H220V147L222 148V147H224V146H226V145H228L227 143H225V142H218ZM231 143V142H230ZM15 144H16V146H15ZM37 144H39V143H37ZM65 144V145H64ZM1 145V144H0ZM18 145V146H19ZM56 145V144H55ZM90 145H92V144H90ZM96 145V144H95ZM94 145V146H95ZM169 145V146H170ZM181 145V146H180ZM180 145H178V146H175L171 151H172V153H174L175 154V156H179L180 155V153H181V151H184L185 149H187V148H190L191 146L189 145L188 147H186V148H182V144H181V142H180ZM241 145V146H240ZM93 146V147H94ZM167 146H168V144H167ZM166 146V147H167ZM183 146H186V145H183ZM6 147V148H5ZM91 147V146H90ZM60 148V147H59ZM69 148V147H68ZM172 148V147H171ZM0 149V150H1ZM20 149H21V147H20ZM76 149V147L74 146L73 148H70L69 149V151H72V152H69L70 154H73L76 158H78L79 159V161H81L80 159H83V154H84V152H83V149H81L80 147H79V149H77V150H75ZM92 149V148H91ZM2 150V153L0 154V157L2 158V165L4 164L3 162H7L8 164H10L12 161V163H14L15 161L18 163L21 159H19V158H17V157H15V155H17V154H15V153H17V152H15L14 154L15 155H13V157H9L8 155H7V153H6V151L4 152ZM28 150V151H27ZM43 150H45V151H49L50 153H51V150H52V148L51 147H49V146H46V148H45V146H44V149ZM60 150V149H59ZM63 150V149H62ZM168 150V149H167ZM250 150H253V152L254 153H252L251 155H247V152L248 151H250ZM63 151H65V150H63ZM165 151V150H164ZM170 151V152H171ZM19 152H21L20 153V155L22 154V155H24L23 153H22V150L21 151H19ZM30 152H31V154H30ZM61 152V151H60ZM95 152V151H94ZM194 152L195 151H193L192 152V154H190V156L188 155L187 157L190 159V164H192V159H194V158H192V156H194ZM252 152V151H251ZM9 153V152H8ZM54 153V152H53ZM66 153V152H65ZM184 153H185V151H184ZM19 154V153H18ZM35 154V155H34ZM125 154H127V153H125ZM2 155V156H1ZM28 155H24V156H26V157H28ZM63 155V154H62ZM247 155V156H246ZM66 156V154L64 155V157ZM68 156V155H67ZM115 156V155H114ZM119 156V155H118ZM75 157H74V159H75ZM0 158V159H1ZM23 158V157H22ZM62 158V157H61ZM59 156H57V155H55V157H51V160H52V162L51 163H56V164H59L60 166H64V165H66L65 163H66V161L65 160H62ZM68 158V157H67ZM73 158V157H72ZM24 159H26V158H24ZM66 159V158H65ZM189 159L187 160V161H189ZM12 160V161H11ZM30 160V159H29ZM61 160H62V163H61ZM76 160V159H75ZM222 160V159H221ZM238 160V159H237ZM238 160V161H239ZM242 160V159H241ZM23 161V160H22ZM77 161V160H76ZM98 161H99V163L101 164V165H103L104 167H105V165L107 166V164H108V160H107V158H100L99 157V159H98ZM237 161V162H238ZM25 163H26V161H24ZM83 163L85 162V160L84 161H82ZM1 163V162H0ZM16 163V164H17ZM20 163H22V162H20ZM27 163H31V161L30 162H27ZM44 163V162H43ZM82 163V164H83ZM229 163V164H230ZM240 163V162H239ZM28 164V165H29ZM32 164V163H31ZM67 164H68V162H67ZM232 164H234V165H232V167H233V169H234V171H238L239 172V170H241L242 168L241 167H237L236 165H235V162L234 163H232ZM264 164V163H263ZM1 165V166H2ZM12 165V164H11ZM38 165H39V163L37 164V166H33V167H38ZM43 165V164H42ZM228 165V164H227ZM0 166V167H1ZM4 166V165H3ZM14 166V165H13ZM40 166V165H39ZM83 166V165H82ZM85 166H87V165H85ZM191 166V165H190ZM189 166V167H190ZM262 166V165H261ZM5 167V166H4ZM4 167H2V170H3V168ZM21 167V166H20ZM59 167V166H58ZM68 167V166H67ZM70 167V166H69ZM142 167V166H141ZM229 167H230V165H229ZM228 167V168H229ZM11 168V167H10ZM71 168V167H70ZM86 168V167H85ZM87 168H90V167H87ZM86 168V169H87ZM93 168H95V167H93ZM92 168V169H93ZM224 168V167H223ZM12 169V168H11ZM20 169V168H19ZM18 169V170H19ZM61 169V168H60ZM59 169V170H60ZM77 169V168H76ZM222 170V168H216V174H218V173H220L221 172V170ZM232 169V168H231ZM1 170V169H0ZM5 170H6V168H5ZM9 170V168H7V171ZM17 170V169H16ZM63 170V169H62ZM79 170V169H78ZM81 170H83V169H81ZM100 170V169H99ZM61 171V170H60ZM89 171V170H88ZM102 171V170H101ZM252 172H253V170H251ZM256 171V170H255ZM262 171V170H261ZM2 172H4V171H2ZM39 172V171H38ZM86 172H87V170H86ZM91 172V171H90ZM90 172H88V173H90ZM97 172H98V175L96 176L95 175V180L97 181V182H102V181H107V179H109L108 178V176L106 175V173L105 172H100V171H98V169H97ZM85 173V172H84ZM93 173V172H92ZM92 173H90L91 175H92V177L94 176ZM255 173H257V172H255ZM261 173V172H260ZM5 174L7 175L8 173H6V171H5ZM85 174H87V173H85ZM165 173H161V175H164ZM263 174H264V172H263ZM19 175V174H18ZM24 175V174H23ZM231 175V174H230ZM251 176L253 175L252 173L250 174ZM255 175V174H254ZM261 175V174H260ZM2 176V175H1ZM8 176V175H7ZM6 176V177H7ZM14 176V175H13ZM83 176H85L84 174H83ZM88 176V175H87ZM263 177H264V175H262ZM4 177V176H3ZM77 177V176H76ZM79 177H82L81 175L79 176ZM91 177V179H93ZM230 178H231V176H229ZM248 177H249V175H248ZM254 177V176H253ZM263 177H261L260 176V179L259 180H264V178ZM8 178V177H7ZM7 178H4V179H7ZM31 178V177H30ZM86 177H84V180H85V183L88 181H86V179H85ZM88 178H89V176H88ZM230 178H229V180H230ZM246 178V177H245ZM252 178V177H251ZM4 179L2 178V180L4 181ZM32 179V178H31ZM36 179V178H35ZM81 179V178H80ZM83 179V178H82ZM81 179V180H82ZM91 179H89V181L88 182H90V183H88L87 182V184H89V185H92L91 183H94V181H92ZM244 179V178H243ZM256 179H258V178H256ZM83 180V181H84ZM91 180V181H90ZM211 180V182H209V186L211 187L212 186V184H213V181H214V179L212 178V179H210ZM245 180H248V179H245ZM244 180V181H245ZM259 180H257V181H259ZM35 181V180H34ZM118 181V180H117ZM156 181V180H155ZM216 181V180H215ZM250 182H251V180H249ZM248 181V182H249ZM96 182V183H97ZM247 182V181H246ZM249 182V183H250ZM255 182V184H257V182L256 181H252V183H254ZM249 183H247L248 185H249ZM261 182L259 181V184H260ZM263 183V182H262ZM42 183H40V185H41ZM57 184V183H56ZM84 184V183H83ZM86 184V185H87ZM219 184V183H218ZM243 184H244V182H243ZM243 184H241V190L239 189V190H231V191H229V192H227V193H225V194H223L224 196L223 197H220V198H214V200H213V203L211 204V206L212 207H215V208H217V211L219 212V218H214L215 219V222H214V220H209L208 222H207V224L205 225V229H197L198 227H199V224L198 223H196V221L195 220H192V219H190V226H191V228L190 227H187V226H179V227H173V226H168L166 229H168V233H169V235L166 237V238H181L182 240H180V239H178V240H180L178 243H173V245L171 246V248H169V249H172L173 251V254L172 255H170V256H167V257H162V259L159 261V263L160 264H172V263H182V262H187L188 264H251V262H249V259H246L247 258V255H248V257H250V255H252V252L251 251H253V250H250L251 248H247L246 247V244H247V242L250 240V238L248 237V233H249V230H248V228H249V226L247 227V225H248V222H252V221H247L248 219H246L245 217H246V214H243V210L241 209V211H239V208H241V207H239V205L236 207L235 205H237V202H235V200L236 201H238V199L240 200V198L242 197V196H244V195H246L247 193H251L254 189H255V187L253 186V188L254 189H249V190H245L244 191V189H246V184L244 185V186H242ZM254 184V185H255ZM85 185V186H86ZM97 185H98V183H97ZM102 185V184H101ZM258 185V184H257ZM262 185H264V184H262ZM96 186V185H95ZM99 186V185H98ZM122 186V185H121ZM250 186V185H249ZM252 186H250V187H252ZM210 187H209V189H210ZM242 187H244V189L242 190ZM259 187H261V184L258 186V188ZM44 188V190H46V187H43ZM43 188H42V190H43ZM95 188V187H94ZM102 188H106V190H107V192H108V194H110L112 197H113V195H115V194H117L118 192H119V190H121L120 188H115L114 186H105V187H102ZM258 188H257V190L255 189V191H256V193H258V195H257V197L256 198H254V196H253V200L249 197V200L251 199V201L252 202H249L250 204H252V205H250L248 202H246L248 199L246 198L247 196H244V198H243V200L244 201H239L240 203H241V205H242V203H243V205H244V203L246 202V203H248V204H246L245 206H243V209L245 208H247L248 206H249V208L251 209V208H253V206L255 207V209H257V207L258 206H262V205H260L261 203H263L264 202V186L263 187H261L259 190H258ZM40 189H41V187H40ZM93 189V188H92ZM208 189V190H209ZM247 189H248V186H247ZM1 190V189H0ZM208 190H207V193H208ZM87 191V190H86ZM98 191H100V193H102L101 191H102V189L101 190H98ZM104 191V190H103ZM258 191V192H257ZM42 193H45V192H43V191H41ZM48 193H50L49 192V190L47 191ZM46 192V193H47ZM73 192V191H72ZM4 193V192H3ZM45 193V194H46ZM104 193V192H103ZM175 193H177V192H175ZM203 193V194H202ZM201 194H198V198H199V203L200 202H202L204 199H207V195L208 194H206V192H202ZM2 194V193H1ZM93 194V193H92ZM105 194V193H104ZM254 193H252V195H253ZM44 194H42V196H43ZM47 195V194H46ZM50 195V194H49ZM83 195V194H82ZM187 195V194H186ZM252 195L251 194H249V196H251L252 197ZM255 195V194H254ZM255 195V196H256ZM9 196V195H8ZM34 196V195H33ZM39 196V195H38ZM96 196V195H95ZM108 196V195H107ZM11 197V196H10ZM45 198H46V196H44ZM50 197H51V195H50ZM82 197V196H81ZM92 197V196H91ZM83 198V197H82ZM104 198V197H103ZM108 198V197H107ZM52 199H53V196H52ZM180 199H182V198H180ZM232 199H235V200H233L235 203H233V207H231L230 206V204L233 202H231V200ZM247 199V200H246ZM96 200V199H95ZM101 200H103V199H101ZM178 200V199H177ZM248 200V201H249ZM8 201V200H7ZM46 201H48V199L46 200ZM105 201V200H104ZM194 201V200H193ZM50 202V201H49ZM52 203V202H51ZM4 204H6L5 202H4ZM235 204V205H234ZM106 205V204H105ZM196 205V204H195ZM248 205V206H247ZM1 206V205H0ZM6 206H8V205H6ZM18 206V205H17ZM104 206V205H103ZM235 206V207H234ZM189 207V206H188ZM204 206H201V204H198V205H196L195 206V208L196 209H198V210H201L202 208H203ZM5 208H7V207H5ZM104 209V208H103ZM244 209V210H245ZM259 209V208H258ZM189 210V209H188ZM3 211H5V210H3ZM17 211V210H16ZM107 211V210H106ZM106 211H104V212H106ZM236 212H238V213H236ZM246 212V211H245ZM254 212V211H253ZM252 212V213H253ZM259 214H260V212H262V210L260 211V209L257 211ZM114 213V212H113ZM112 214V213H111ZM247 216H249V214L247 215ZM25 217V216H24ZM112 218H113V214H112ZM111 218V219H112ZM248 218V217H247ZM252 218V217H251ZM122 219V218H121ZM116 220V219H115ZM120 220V219H119ZM249 220H251V219H249ZM101 222V221H100ZM121 223V222H120ZM249 223V224H250ZM252 224V223H251ZM38 226V225H37ZM125 227V226H124ZM123 227V228H124ZM16 228H17V226H16ZM22 228V227H21ZM119 228V227H118ZM251 228V227H250ZM249 228V229H250ZM20 229V228H19ZM34 229V228H33ZM24 230V229H23ZM30 230V229H29ZM35 230V229H34ZM79 231V230H78ZM110 231V230H109ZM128 231V230H127ZM240 231H242V233L244 234V235H242L240 238H238V232H240ZM29 232V231H28ZM68 232V231H67ZM22 233V232H21ZM42 234V233H41ZM50 234V233H49ZM48 234V235H49ZM126 234V233H125ZM250 234V233H249ZM33 236V235H32ZM60 237V236H59ZM88 237H90V236H88ZM28 238V237H27ZM45 238V237H44ZM29 239V238H28ZM252 240H255L256 242L258 241V239L259 238H251ZM261 239V238H260ZM30 240V239H29ZM33 240V239H32ZM47 240V239H46ZM96 241V240H95ZM109 241V240H108ZM113 241V240H112ZM33 242V241H32ZM111 242V241H110ZM170 242V241H169ZM168 242V243H169ZM174 242V241H173ZM176 242V241H175ZM255 242V243H256ZM43 243V242H42ZM113 243V242H112ZM254 243V244H255ZM91 244V243H90ZM115 244V243H114ZM171 244V243H170ZM36 245V244H35ZM88 245V244H87ZM111 245V244H110ZM110 245H109V248H110ZM163 245V244H162ZM166 245H167V243H166ZM77 246V245H76ZM76 246H72L73 247V250H74V248H76ZM135 246H137V245H135ZM167 246H169V244L167 245ZM71 247V246H70ZM78 247V246H77ZM81 247V246H80ZM117 247V246H116ZM115 247V248H116ZM142 247V246H141ZM37 248V247H36ZM115 248H113V249H115ZM165 248V247H164ZM168 248V247H167ZM66 249V251H67V253L70 251V249H69V251H68V248H65ZM78 249H80L79 247H78ZM78 249L76 250V251H78ZM83 249V248H82ZM82 249H80V251L82 252ZM140 249V248H139ZM161 249H162V247H161ZM246 249V250H245ZM72 249H71V251H73ZM84 251V250H83ZM130 251V253H131V255L130 254H128V255H130V256H132V254L134 253H132L131 252V250H129ZM146 251V250H145ZM233 251V252H232ZM74 252H75V250H74ZM80 252V253H81ZM107 252H109L108 250H107ZM107 252H105V253H107ZM165 252V251H164ZM66 253V254H67ZM83 253V252H82ZM82 253L80 254L81 256H80V258L83 260V256H84V254L82 255ZM85 253V252H84ZM169 253V252H168ZM167 253V254H168ZM171 253V252H170ZM69 254V253H68ZM72 254H73V252H72ZM75 255H77V253H74ZM78 254H79V251H78ZM112 255V253H111V248H110V253H109V255ZM114 252H113V256H114ZM126 254V253H125ZM135 255H136V253H134ZM74 255V256H75ZM108 255V254H107ZM106 255V256H107ZM138 255V254H137ZM146 255V254H145ZM165 255V254H164ZM71 255L69 254V257H70ZM99 256V255H98ZM104 255H102V257H103ZM106 256H104V257H106ZM115 256H119L118 255V253H116V255ZM77 257V256H76ZM86 257V256H85ZM84 257V258H85ZM101 257V256H100ZM108 257V256H107ZM74 257H72L71 256V259H72V261H74L76 258H74ZM80 258L79 259H77V262L75 263V264H77L78 263V261L80 260ZM97 258V257H96ZM112 257H110V259H111ZM117 258V257H116ZM116 258H115V260H116ZM119 258V257H118ZM66 259V258H65ZM64 259V260H65ZM86 259V258H85ZM84 259V260H85ZM99 259V258H98ZM102 259V258H101ZM108 259V258H107ZM122 259V258H121ZM142 259V258H141ZM104 260H105V258H104ZM103 260V262H105ZM118 261H119V259H117ZM144 260V259H143ZM47 261V260H46ZM69 261V260H68ZM107 261H109V259L107 260ZM121 261V260H120ZM147 261V260H146ZM251 261V260H250ZM65 262V261H64ZM84 262V261H83ZM102 262V261H101ZM253 262V261H252ZM68 263V262H67ZM74 263V262H73ZM79 263H82L81 261L79 262ZM146 263V262H145ZM158 263V262H157ZM158 263V264H159ZM62 264V263H61ZM70 264V263H69ZM96 264V263H95ZM108 264V263H107ZM119 264V263H118ZM137 264H139V263H137ZM151 264V263H150ZM253 264V263H252Z\"/></svg>","mask_w":264,"mask_h":264},{"label":"snow or ice","instance_id":"obj_3","mask_svg":"<svg viewBox=\"0 0 264 264\" xmlns=\"http://www.w3.org/2000/svg\"><path fill=\"white\" fill-rule=\"evenodd\" d=\"M156 6V5H154ZM166 3H161L159 7H167ZM174 7H180L183 5L176 4ZM207 6V5H201ZM231 6L237 7L236 4L231 3ZM121 23L126 25H131L133 21L129 18L127 21L124 20L123 16L121 17ZM113 32L115 33V24L113 27ZM106 55L105 52L100 53L101 63L100 68L96 70L95 76L97 81L101 77L109 75L108 70L106 69L103 61V57ZM99 91V89H97ZM202 99L197 97H190V103L182 112L183 119H179L178 122H173L169 117H164L159 122H153V131L157 137V143L161 147L166 146V139H178L185 142V144L190 145V148L185 149V154L190 155L193 151H197L199 146L207 143V136L204 129V122L200 115V112L203 109ZM248 103L245 101L242 103V106H247ZM260 107L264 109V100L261 101ZM233 104L231 100H226L221 106L217 107L216 112L214 113L213 119V133H212V146L215 147L216 143L222 140V133L226 131L225 125L229 128L234 127V125L229 120V116L233 113ZM248 113V108L245 107V114ZM167 120L168 123H164ZM256 127L259 128L258 136L261 144H264V117L261 118V123ZM264 156V153H262ZM214 171V169H213ZM218 182V181H213ZM12 245L10 244L5 250L4 253L12 251ZM109 264H116L114 256L110 259Z\"/></svg>","mask_w":264,"mask_h":264},{"label":"clouds","instance_id":"obj_4","mask_svg":"<svg viewBox=\"0 0 264 264\" xmlns=\"http://www.w3.org/2000/svg\"><path fill=\"white\" fill-rule=\"evenodd\" d=\"M4 256L3 260L0 261V264H18V261L13 255V252H7L2 254Z\"/></svg>","mask_w":264,"mask_h":264}]
</instances>
